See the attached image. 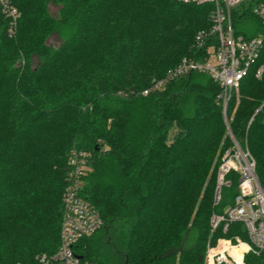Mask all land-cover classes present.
<instances>
[{"label": "trees", "instance_id": "1", "mask_svg": "<svg viewBox=\"0 0 264 264\" xmlns=\"http://www.w3.org/2000/svg\"><path fill=\"white\" fill-rule=\"evenodd\" d=\"M261 0L232 8L236 33L262 35L256 61L229 101L230 126L264 189V23ZM0 10V264H43L60 243L68 157L87 152L81 196L103 225L78 254L100 264H202L212 211L237 193V174L213 204L229 140L218 84L191 72L142 94L211 25L212 3L177 0H12Z\"/></svg>", "mask_w": 264, "mask_h": 264}, {"label": "built area", "instance_id": "2", "mask_svg": "<svg viewBox=\"0 0 264 264\" xmlns=\"http://www.w3.org/2000/svg\"><path fill=\"white\" fill-rule=\"evenodd\" d=\"M183 3H212L211 25L194 37V55L184 56L163 76L154 79L142 90L147 94L191 72H202L219 86L217 105L229 143L221 154L216 169L213 204L221 200L222 189L229 187L230 173L237 174V193L222 212L212 211L209 224L212 232L221 233L205 246L202 264H264V189L256 172V162L247 146L232 132L229 101L240 80L258 58L262 35L245 37L236 33L232 23V8L243 0H177ZM0 10L7 19L9 35L16 32L21 16L12 0H0ZM264 23V0L253 7ZM264 64L258 66L259 77ZM68 183L62 196L60 243L55 253H43V264H100L78 254L77 245L95 233L104 223L101 214L80 194L84 175L90 170L87 152L73 149L68 157Z\"/></svg>", "mask_w": 264, "mask_h": 264}, {"label": "rangeland", "instance_id": "3", "mask_svg": "<svg viewBox=\"0 0 264 264\" xmlns=\"http://www.w3.org/2000/svg\"><path fill=\"white\" fill-rule=\"evenodd\" d=\"M236 91H237V90H235L234 92H236ZM234 92H233V93H234ZM206 244H207V243H206Z\"/></svg>", "mask_w": 264, "mask_h": 264}]
</instances>
